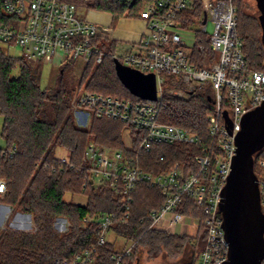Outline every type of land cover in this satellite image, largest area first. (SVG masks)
Masks as SVG:
<instances>
[{
  "label": "built area",
  "instance_id": "1",
  "mask_svg": "<svg viewBox=\"0 0 264 264\" xmlns=\"http://www.w3.org/2000/svg\"><path fill=\"white\" fill-rule=\"evenodd\" d=\"M6 12L16 16L12 25L0 26V40L21 46L25 57L34 62L51 64L69 63L82 57L87 63L103 61L108 52L96 41L102 35L101 27L82 17L79 7L69 0H4ZM202 17L196 24L183 25L185 13L192 11L196 0H153L145 4L140 18L146 23L147 32L138 43L118 44L111 54L121 64L143 74H154L156 78V100L134 101L105 95L79 88L72 104L76 121L86 123L89 115L110 118L127 123L142 131L138 151L131 153V140L126 148H108L92 140L88 143L84 164L79 170H87L86 181L93 186H109L123 196L120 209L97 216L88 215L79 223L87 228L95 223L96 242L73 255L58 259L62 264H97L99 247L107 244L115 225H128L131 218L132 193L140 184L159 189L164 197L162 205L152 209L141 222L149 228L175 233V228L187 219L191 224L195 217L178 211L183 198L188 196L204 215L205 238L203 249L197 255L196 264H223L228 258V243L223 229L220 211L222 190L231 173L232 159L236 154V135L241 130L242 118L248 112L264 104V69H251L243 51L237 26V10L233 0H200ZM195 30L207 34L208 23L213 31L208 40L212 54L203 64L194 60L195 43L189 47L182 31ZM122 48V51H118ZM203 54L204 45L196 47ZM168 76L173 77L168 84ZM208 87L204 88V84ZM170 85L172 95L188 97L199 91H210L213 111L208 115V132L213 144L204 146L203 155H198L197 173L185 175L177 163L167 170L153 173L140 164L141 154L150 151L154 144L200 143L198 134L186 128L169 124L160 119V102L165 85ZM232 123L228 129L224 112ZM17 150L0 147V160L13 157ZM77 168L67 156L60 157ZM259 174L260 204L264 213V158L257 161ZM48 168V165L45 166ZM60 167V171H63ZM55 168L53 169V171ZM6 181L0 178V194L6 192ZM24 226L32 227L31 219L25 218ZM58 233H66L72 222L59 216L52 224ZM197 229V225H196ZM134 241L129 242L123 253L112 255L115 264H124L123 257L132 253ZM264 264V258L262 261Z\"/></svg>",
  "mask_w": 264,
  "mask_h": 264
},
{
  "label": "trees",
  "instance_id": "2",
  "mask_svg": "<svg viewBox=\"0 0 264 264\" xmlns=\"http://www.w3.org/2000/svg\"><path fill=\"white\" fill-rule=\"evenodd\" d=\"M69 1L82 3L90 10L112 13L114 24L122 16L139 17L145 4L153 0ZM236 10L237 31L248 65L251 69H264V46L257 24L259 19L241 13V7ZM201 17V3L196 0L192 11L184 14L183 25L196 24ZM16 19L15 15L6 12L4 0H0V26L12 25ZM200 35L198 33L194 46V60L201 65L212 51L209 42H204ZM96 41L108 55L99 64L94 59L88 63L79 88L88 80L90 91L134 101L143 100L126 88L117 74L116 59L111 54L116 51L118 43L104 35H99ZM2 43L5 42L0 40V114L4 117L1 135L7 142L6 148L15 145L17 150L13 157L5 156L0 160V177L6 180L7 188L0 201L17 205L22 212L32 214L36 230L0 227V264H62L57 260L96 242V224L90 223L83 228L79 225L81 220L88 215L118 211L123 201V196L109 186H84L87 170H79L78 167L84 164L88 143L94 140L108 148H126L123 142L126 126L130 134L131 153L135 154L142 131L104 117H94L89 127L79 125L72 104L77 91L65 80L66 67L61 69L54 86L43 87L41 63L29 61L25 56H11L2 48ZM199 45L205 47L203 54L196 51ZM17 67L19 73L13 76ZM173 79L168 76V83L172 84ZM169 89L170 86L160 102V119L198 134L200 143L154 144L150 151L141 154L140 164L146 171L158 173L178 163L185 175L197 173L199 165L196 157L203 155L204 146L213 144L207 121L213 111L212 93L209 90L199 91L180 97L172 95ZM58 149H62L77 168L67 166L58 157ZM260 158H264V149L255 154L257 174L260 172L257 166ZM46 165L48 168H45ZM60 167L64 168L63 171ZM67 193L85 194L87 203L81 205L68 201L65 199ZM132 196L129 224L115 225L112 229L116 236L135 242L132 253L125 255L123 261L131 259L145 247L149 253L163 250L171 256L187 253L190 254V262L186 264H196L197 255L203 249L205 226L204 215L194 201L185 196L178 208L179 212L197 219L196 234L190 235L149 228L148 222H141L152 209L162 205L164 197L159 189L140 184ZM1 210L3 215L8 213L6 208ZM59 216L72 222L71 229L66 233H58L52 227ZM118 253L123 251H116L114 240L110 238L107 244L99 247L97 264H115L112 255Z\"/></svg>",
  "mask_w": 264,
  "mask_h": 264
},
{
  "label": "water",
  "instance_id": "3",
  "mask_svg": "<svg viewBox=\"0 0 264 264\" xmlns=\"http://www.w3.org/2000/svg\"><path fill=\"white\" fill-rule=\"evenodd\" d=\"M264 46V0H256ZM117 74L134 95L156 100L154 74H143L124 66L116 59ZM228 129L232 123L224 112ZM237 151L232 159L231 173L222 190L220 211L228 243V258L223 264H262L264 258V213L260 204L255 154L264 149V104L242 118L236 135Z\"/></svg>",
  "mask_w": 264,
  "mask_h": 264
},
{
  "label": "rangeland",
  "instance_id": "4",
  "mask_svg": "<svg viewBox=\"0 0 264 264\" xmlns=\"http://www.w3.org/2000/svg\"><path fill=\"white\" fill-rule=\"evenodd\" d=\"M85 1H88V0H85ZM75 4L79 7L80 15L85 18V16L90 11V9H88L82 3L75 2ZM234 4L236 8L241 7V13L243 12L248 16H253L256 19L257 18L259 19L260 11L258 9L256 0H234ZM200 22L201 23L194 26V29L185 30L181 32V35L184 37L186 44L189 47H191L192 44L197 42L195 38V35H196L195 30L196 29L198 30V28L202 26V19ZM257 24L260 27L259 31H260V34L262 35V29H261V26L259 25L260 23L257 22ZM212 31H213V24L209 22L207 34H201L200 38L204 42L208 43V40L211 36ZM2 48L13 57H20V56L26 55L22 47L18 45H14V44L9 45V44L2 43ZM118 51H122V48H119ZM34 63H38V62H34ZM40 63L42 65L41 66V72H42V79H41L42 82L41 83L43 87L54 86L59 80V76H60L59 74L61 72V69L66 67L65 75H64L65 80H67L69 84L71 85V87L75 88L76 91L79 90L81 79L84 75L86 67L88 66V63L82 57L71 60L68 64L67 63L66 64L65 63L51 64V63H45L42 61ZM18 73H19V69L17 67L13 71V76H17ZM168 84L165 85L166 89H168L170 86ZM87 86H88V80H86L85 83L80 88H84V87L87 88ZM207 87H208V83H205L204 88H207ZM124 99H127V98H124ZM74 115L76 116L75 112H74ZM90 117L91 115H89V119L86 123H79L78 121L77 123L83 127H89L94 116L92 117V119ZM3 122H4V117L0 114V147L6 148L7 142L1 135ZM123 140H124L123 142L125 146H128L129 145V129L126 126L123 129ZM57 155L58 157H63L66 155V153L62 149H58ZM2 179L5 180L4 178ZM4 194L5 193L0 194V199L4 198ZM65 199L68 201H73L74 203L81 204V205L86 204L88 200L85 194H80V193L79 194L67 193V195L65 196ZM4 208L8 210V213L5 215H3L2 210H1ZM25 218L31 219L32 227H34L35 229L36 225H35L32 214L22 212L18 208L17 205H10V204H6L0 201V227L1 228L4 229V228L9 227V228L19 230V231H30L29 230L31 227L30 225L28 226L22 225V223L27 224L24 220ZM196 225H197L196 222L195 224L194 223L191 224V220L187 219L183 224H180L175 228V233H178V234L188 233L190 235H195ZM111 238L114 240L115 248H116V251L118 252L123 251L129 245V241H127L124 238H120L116 236L114 232L111 233ZM186 254L187 253L183 255H179V256H171L167 254L165 250L160 251L159 253H149L145 247H142V249L136 252L134 257H132L131 259L130 258L124 259L123 263L124 264H186L190 262V254L188 255Z\"/></svg>",
  "mask_w": 264,
  "mask_h": 264
},
{
  "label": "crops",
  "instance_id": "5",
  "mask_svg": "<svg viewBox=\"0 0 264 264\" xmlns=\"http://www.w3.org/2000/svg\"><path fill=\"white\" fill-rule=\"evenodd\" d=\"M86 19L98 24L102 35L110 37L118 44H133L146 35V23L140 17L122 16L113 24V14L105 11L90 10Z\"/></svg>",
  "mask_w": 264,
  "mask_h": 264
}]
</instances>
